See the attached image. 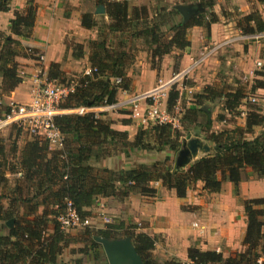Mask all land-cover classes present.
<instances>
[{
    "label": "trees",
    "instance_id": "16d2710c",
    "mask_svg": "<svg viewBox=\"0 0 264 264\" xmlns=\"http://www.w3.org/2000/svg\"><path fill=\"white\" fill-rule=\"evenodd\" d=\"M98 3L104 6V15L96 17L90 12L81 15V26L96 30V38L88 42L91 71L71 78L66 76L58 63L48 66V78L59 79L65 86H73L60 103L63 108L115 103L117 93L127 91L132 86L127 74L128 67L135 61L138 51H147L152 66L156 68L164 55L190 45L188 34L191 27L201 26L208 34L210 25L221 20L213 11L215 0H188L191 13L187 20L175 5L169 9L154 7L151 12L146 5H129L127 0H98ZM7 9L8 2L0 0V11ZM221 14L224 20L233 22L234 27L243 33L264 30V22L257 9L247 14L237 12L239 16L232 20L225 18L227 13L221 11ZM103 16L107 17V21L102 19L98 22V17ZM34 19V0H27L24 10L16 12L10 20L9 34L0 31V96L12 91L22 81L15 57L21 55L35 59L39 53L30 47H22L17 39L11 37L13 34L17 38H29ZM136 41L141 44L140 47H136ZM77 47L78 51L72 54L73 57H83V49ZM246 94L242 88L224 94L217 92L214 85L206 86L197 94V103L188 107L180 118L181 129L170 123H156L149 128L139 126L133 140H129L127 131L112 128L109 121L101 118L102 113L100 116L94 112L59 115L54 118V123L63 135V147L50 149L47 140L34 137L25 142L17 163L7 158L4 141L0 138V264H108L101 244L93 239L94 235L108 238L129 236L144 264H161L152 254L154 238L143 232H135L130 229L133 226L125 227L122 222L108 223L98 230L84 228L71 236L78 237L83 246L73 251L80 256L66 263L61 260V255L70 239L67 232L60 229L56 217L64 211L68 200L85 217L91 215L88 208L100 196L123 200L130 193L155 195L157 190L152 186L153 182H159L166 189H173L178 197H184L187 188L198 180L203 182V189L207 192L216 193L221 190L225 180L236 189L244 169L264 176V116L254 106L248 105L243 128L214 132L211 131V113L202 105L204 101L223 96L224 109L230 113L242 104ZM177 98L178 91L173 88L168 95V110H171ZM8 109L9 106L3 104L0 114ZM196 126L202 127L204 139L215 150L186 169L175 170L168 155L162 161L149 165L139 164L115 171L95 167L91 163L120 154L129 156L134 149L175 152L184 134ZM254 127H261V132L247 138L246 135L251 134ZM7 173L21 175L15 181V194L8 206L3 204V200L10 195L4 192L8 189ZM27 190H34L32 197L41 194L42 198L40 202L25 204V215L20 216L16 213L18 198ZM262 205L264 198L244 202L247 222L242 240L243 250L234 256L225 258L216 250L189 247L186 261L169 259L162 264H264ZM39 206H43L42 212L35 214ZM27 215L33 216L28 218ZM11 217L15 219L8 227L4 222L13 219ZM49 224H52V230L45 234ZM3 227L7 228L6 231Z\"/></svg>",
    "mask_w": 264,
    "mask_h": 264
},
{
    "label": "crops",
    "instance_id": "0c3cea01",
    "mask_svg": "<svg viewBox=\"0 0 264 264\" xmlns=\"http://www.w3.org/2000/svg\"><path fill=\"white\" fill-rule=\"evenodd\" d=\"M75 1L34 0L35 19L31 36L24 39L11 35L12 38L19 41L22 47H30L39 53H43L45 58L43 67L46 69L51 63H58L62 70H67V67L70 66L66 63L71 58V53L66 60L64 58L66 63L63 61V55L66 51L67 38H71L66 37V34L68 35L71 31V26H75L74 29L78 30L80 34L89 35V39H91L93 33L96 34V30H93V28L86 29L81 26L80 10L74 9ZM26 3L27 0H8V9L0 11L1 32L9 34L10 20L16 12L24 10ZM232 3H237L238 6L246 4L244 0H233ZM251 3L255 5L253 9L259 11L264 22V1L251 0ZM240 9L244 14L251 11L248 5L239 7ZM70 11L71 13H69ZM102 19L107 21L106 16H103ZM67 27H70V30L64 33L61 28ZM227 30L232 31L228 32ZM242 35L243 32L234 27L233 22L224 19L212 23L208 34L206 29L201 26L191 27L188 36L190 45L183 50L175 49L164 55L156 68L150 66L151 60L147 51H138L139 57L144 56L143 60H138L137 57L134 62L140 64L141 69L135 75L132 72L127 73L131 78L132 86L127 91L117 93V107L113 109L115 111L120 110L123 114H117L114 118L109 115L110 113L105 114L103 112V110L111 109H105L104 106L95 109L102 113L101 118L111 123V127L127 131L129 140H133L136 126L134 120L129 119L130 113H124L129 108L126 101L130 97L151 90L158 83L157 79L167 80L173 74H178L188 68L212 42L222 41L226 38H232L233 42L219 48L200 64L191 67L190 71L184 76L177 77L173 88L180 95L185 90L199 91L212 85L214 83L213 79L217 80V78H214L217 70L211 71L212 68L210 69L207 66V63L211 61L219 68L224 69L225 73L218 74L223 80L228 79L230 76H239L241 73L245 74L248 81L261 80L262 71H254V75H252V71L255 69L256 61L261 60L264 62V37L255 40L243 38ZM83 51L84 54L81 60L85 63V66H83L85 69L82 70V67L79 71L85 73L90 69V63L88 61V50L83 49ZM15 60L19 64L18 68L20 70L18 69V71L23 73L21 77L24 79L12 91L3 93L0 96L2 98L1 103L4 101V105H8L10 102L22 103L28 100L31 74L39 65L33 59L21 55L16 56ZM248 75L250 76L248 77ZM256 86L258 85H254L253 88ZM167 99V97L164 98V103ZM239 107L242 109V105ZM242 120L244 122L245 118L243 117ZM136 150L139 149L133 151ZM163 151H158L161 152V155L156 154L157 151H154L155 154L148 157V161H145V163L151 164L155 161H162L168 155L174 166L176 151ZM138 165L136 163L130 167ZM120 169H125V167ZM151 184L157 190L155 195L146 196L139 193H130L123 200L100 196L88 210L93 215L97 211L96 216L99 219H101V213H107L111 218H114L113 223L122 222L125 227L133 226L130 229L135 230V232H143L153 237L155 242L152 253L160 263L170 257L186 261L189 247H196L200 250H216L224 257L234 256L242 251V240L247 222L243 207L244 200L264 198V176H259L248 168L241 171L238 194H235L233 184L228 180L222 182L221 190L216 193L207 192L203 189V182L198 180L187 188L184 197H178L173 189H166L159 182ZM261 207L264 208V205ZM89 217L92 218V215ZM97 227L103 229L105 225L102 228Z\"/></svg>",
    "mask_w": 264,
    "mask_h": 264
},
{
    "label": "rangeland",
    "instance_id": "374dc122",
    "mask_svg": "<svg viewBox=\"0 0 264 264\" xmlns=\"http://www.w3.org/2000/svg\"><path fill=\"white\" fill-rule=\"evenodd\" d=\"M5 1L8 2V0H5ZM127 1L129 3V5H138V6H140V5L144 4V5H146L149 8V10L151 12L153 11L152 9L154 7L164 6L167 9H169L173 5L188 4V0H127ZM232 1L233 0H215V4L213 6V11L221 19H224L222 14H221V11H223L224 14H226V13L228 14V16H225V18L228 19V20H232L235 17L239 16V15H237V12H239L241 14H244L243 11H241V9L239 10V7L241 8V7H244V6L248 5L250 10H252L255 7V5H253V3H251V0H244L246 4H244L242 6L241 5L238 6L237 3L236 4L232 3ZM74 5H75L74 9L80 10V15H82L83 13H86V12H90L96 17L98 15H104V14H95V12H94L96 7L99 5L98 0H76ZM71 8H73V7H71ZM235 8H236V11H235ZM71 11L69 13H71ZM101 21H102V17H98V22H101ZM74 28H75V26H71V31L68 33V35L66 34V37L69 36L71 38H67L66 51H65V53L63 55V61H64V58L66 60V58L69 57L70 53H71V56H70L71 58L69 59V61L67 63L64 61L66 64H68V65L70 64V66L67 67V70H63L65 72L66 76L71 77V78L73 76H76V75H79L80 73H82L79 70L83 66H85V63H84V61L81 60L82 59L81 57L80 58H75V57H73L72 54H74L75 52L78 51V49H76V48H78L77 46H80L81 49H85V50L87 49L88 50V42L90 40H92L93 37L96 38V34L95 33H93L92 36L90 35L91 39H89V35H86V34L83 35L82 33L80 34L79 31L74 29ZM61 30H63L64 33H66L67 31L70 30V27L61 28ZM93 30H95V28H93ZM227 31L230 32L232 30H227ZM188 36H189V34H188ZM135 45H136V47H140L141 46V44L139 42H137V41H136ZM21 52H22V50H21ZM41 54H43V53H41ZM137 57H138V60H141V59L143 60L144 56L143 57L142 56L139 57V52H138V54L136 56V59H137ZM33 60L36 62V64H39L36 61L38 59L35 58ZM160 62H161V60L158 62V66H159ZM133 63L128 67L129 68L128 72H132V74L135 75V74H137V72L139 73V70L141 69V67H140L141 65L138 64V63L135 64V62H133ZM150 66H152V64ZM207 66L210 69L212 68L211 71H214L215 69L217 70V73L215 74V77H214V78H217V80L213 79L214 83L212 84V85L216 86V91L217 92H221V93L225 94V93L230 92V90L237 89V88H242V89L246 90V92H249L251 90V87L253 88L254 85H260V83H261V80H258V79H253V80L248 81L245 78V74L244 73H241V75H239V76H230V77H228V79L223 80V78L221 76H218V74L219 73L223 74L224 69L219 68V66H216L213 61L208 62ZM84 69H85V67L82 68V70H84ZM89 70L91 71V68ZM18 72H19L20 75H23V73H21V71H18ZM249 76L250 75H248V77ZM23 79L24 78H22V80ZM159 80L160 79H157L156 81H159ZM57 82L59 84L65 86V83L63 84V82H61L59 79L57 80ZM157 84H156V86H157ZM67 87H69V86H67ZM155 87H153V88H155ZM172 89H173V87H170V86L168 88H166V95H167L166 97L167 98H168L169 92ZM201 91H202V89H200L199 91H188V90L182 91V94H180V95L178 94L177 102L173 105L171 110L167 109V100L168 99L166 100L165 103L163 101L164 97H163V99H161L162 105H160V107L163 110H165L170 115V117H172V118L175 117L178 120L179 124H178L177 128L181 129L180 118L182 117V115L184 114V112L186 111V109L188 107H191L195 103H197V100H198L197 99V94H200ZM1 99L2 98L0 97V109L2 108L3 102H4L2 100L3 102L1 103ZM224 102H225V99L222 96V97H218V98L214 99L213 101H204L202 103V105L206 106L209 109L210 113H211V118H212L211 131L219 132V131H224V130H232V129L236 128V127L243 128L245 126V121L243 122V120H242L243 117L245 118V115L242 114V111L244 109H241L240 107H238L235 111H232V112L229 113L227 110L224 109V106H223ZM139 103H140L141 107L144 106L143 105V101H140ZM97 107H99V106H97ZM128 107L129 108H127L126 109L127 111H124V113H126V112L130 113L129 114V117H130L129 119H131L132 121L134 120L133 122L135 123L134 125L136 126V131L138 130L139 126H143V128H146V127L149 128L151 125L154 124V123H151V122H149L148 124H142V123L138 122L136 119H134L131 116V111H132L131 110V105H128ZM79 108H84L82 113H78L77 111H74L73 109H78L77 107H74V108H67L66 109L67 111L63 112V114H85L86 112H94L96 114V116H100L99 115L100 111L98 109H95L96 107H93V108L92 107L91 108L79 107ZM247 108H248V105H247V107H245L246 112H247ZM111 110H103V112H105V114L106 113H110L109 115L114 117V118H116L117 114H123V112L120 111V110H117V111H115L113 109H111ZM3 114L4 113L0 114V117ZM125 120H127V119H125ZM199 120H201L200 117H199ZM201 129H202V127L196 126L195 128H192L190 130V133L193 134V135H199V137H203L204 138L205 134L202 132ZM261 130H262L261 127H254L253 132H251V134H247L246 137L247 138L254 137V136L258 135L261 132ZM34 137H36V136L29 135L28 132L24 128H21V127L12 126V127L4 128L3 130L0 131V138L4 141V148H5V151H7V158L11 162L14 161L16 163L18 162L19 153L22 150L23 146L25 145V142L27 140H31ZM181 139H180V141H181ZM48 144H49V148L50 149H59V147H57V146H55V145H53V144H51L49 142H48ZM153 154H155L154 151L147 152V151H144L142 149H139V150H136V151H131L129 156H126L124 154H120V155H117V156H113V157H108V158L102 159L98 163H94L93 161H91V163L95 167L108 168L110 170H114L115 171V170H120L121 167H125V169L130 168V166H134L136 163H138V164H140V163L146 164L145 161H148V157H150ZM156 154L161 155V152H156ZM20 176H21L20 173H14V174L7 173V178H8L7 186H8L9 190L7 189L4 192H6V194H10V195H7L8 197L3 200V204H5L6 206H8V203H9L11 197L15 194V192H13L14 191V187H15V181H16L17 178H20ZM234 192H235V194H238V186H237L236 189L234 188ZM33 194H34V190L33 191L32 190H29V191L27 190V191H24L22 196L20 195L21 197L18 198L19 200H18V204H17V207H16L17 208L16 209V213L18 215H20V216H21V214L25 215L26 210L23 209L25 204H27V205L28 204H34L36 201L40 202V200L42 198V195L40 194V195H38V197L34 198V197H32ZM116 199H118V198H116ZM25 200H30V201L27 202ZM246 200H248V199H246ZM246 200H244V202ZM243 207H244V203H243ZM42 209H43V206L37 207L35 214L41 213ZM96 213H97V211H95V215L90 213L92 215V218H91L92 225L90 227L87 226V227H84V228H89L91 230H98L97 226H100L101 228L104 226V224L100 223V222H102V219L97 218ZM244 214L246 216L245 208H244ZM31 216H33V215H27L28 218H31ZM104 216H107L110 219L109 223H113L114 222V218H111L107 213L106 214L104 213ZM102 217L103 216H100V218H102ZM11 218H13V221H14L15 218L14 217H11ZM7 220H5V222H4L5 225H7L6 224ZM48 228L49 229L46 231L45 234L49 233V231L52 230V224H49ZM84 228H74V229H69L68 231H64V232H67V234L69 236L68 238L70 239V242H69L68 246L63 250V254L61 255V260H63L64 262L70 263V261L73 260V258H76V257L78 258L80 256L78 254V252H73V251H76L78 248H81V246H83V244L81 243V240L78 237L77 238H72L71 236L75 235L78 232L83 231ZM6 229H7L6 227H3L4 231H6ZM119 234L120 233H117L116 235H119ZM119 237H123V236H118L116 238H119ZM154 258H155V256H154ZM155 259L157 260V262L160 263V261L157 258H155ZM169 259H178L179 261H182V260H180L179 258H176V257H170L167 260H169Z\"/></svg>",
    "mask_w": 264,
    "mask_h": 264
},
{
    "label": "built area",
    "instance_id": "2783aa9c",
    "mask_svg": "<svg viewBox=\"0 0 264 264\" xmlns=\"http://www.w3.org/2000/svg\"><path fill=\"white\" fill-rule=\"evenodd\" d=\"M242 37L257 40L264 37V31L243 33ZM231 42H233L232 38L212 42V44L207 47L204 52L201 53L200 57L194 60L188 68L178 74H173L167 80H159L155 88L138 96L130 97L126 103L127 105H131V116L142 124H148L149 122L154 124L170 123L173 127H177L179 124L178 120L175 117H170V115L160 107L161 99L167 96L166 88L169 86L174 87L177 77L184 76L190 71L191 67L200 64L209 55L216 52L219 48L229 45ZM36 59H38L36 61L39 65L31 74L29 98L22 103L10 102L8 104V111L0 117V131L12 126L21 127L24 128L29 135L41 137L49 143L62 148L63 135L56 127L54 118L67 111V108L60 106V102L72 91L73 86L67 87L59 84L55 79L48 78L47 70L43 67L45 59L44 54L38 53ZM254 71H262L261 83L247 92L241 104L242 109H244L242 114L245 115V107H247V105H252L260 115L264 116V62L261 60L256 61L252 75H254ZM89 72L90 70L85 73ZM140 101H143V107H141ZM103 106L105 109H115L117 103L115 102ZM77 108L78 109L73 110L78 113H82L84 110V108ZM100 215L103 216L101 219L104 225L110 222V219L104 216V213ZM56 220L60 229L63 231L87 226L90 227L92 225L91 217H82L69 200L66 201L64 211L56 217ZM194 225H196V223H194Z\"/></svg>",
    "mask_w": 264,
    "mask_h": 264
},
{
    "label": "water",
    "instance_id": "95a60500",
    "mask_svg": "<svg viewBox=\"0 0 264 264\" xmlns=\"http://www.w3.org/2000/svg\"><path fill=\"white\" fill-rule=\"evenodd\" d=\"M175 8L181 12L184 20L188 19L191 13L189 4H177ZM94 12L95 14H104V6L98 5ZM180 143L174 159L175 170L186 169L200 157L215 150L214 146L203 137L193 135L190 132L182 137ZM12 223L13 219L6 221L9 227L12 226ZM93 239L101 244L108 264H144L129 236L108 238L94 235Z\"/></svg>",
    "mask_w": 264,
    "mask_h": 264
}]
</instances>
